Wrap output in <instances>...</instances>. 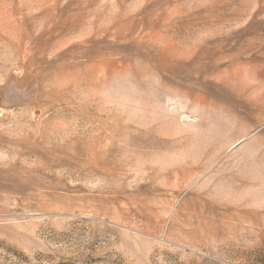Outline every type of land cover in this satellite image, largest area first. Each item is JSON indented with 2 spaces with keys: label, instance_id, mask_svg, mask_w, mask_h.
Segmentation results:
<instances>
[{
  "label": "rangeland",
  "instance_id": "374dc122",
  "mask_svg": "<svg viewBox=\"0 0 264 264\" xmlns=\"http://www.w3.org/2000/svg\"><path fill=\"white\" fill-rule=\"evenodd\" d=\"M0 264H264V0H0Z\"/></svg>",
  "mask_w": 264,
  "mask_h": 264
}]
</instances>
